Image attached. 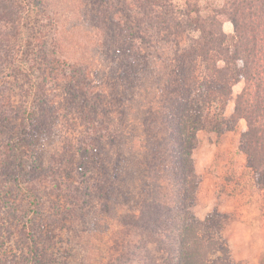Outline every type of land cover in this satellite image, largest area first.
Returning <instances> with one entry per match:
<instances>
[{"label":"rangeland","instance_id":"obj_1","mask_svg":"<svg viewBox=\"0 0 264 264\" xmlns=\"http://www.w3.org/2000/svg\"><path fill=\"white\" fill-rule=\"evenodd\" d=\"M17 1L22 35L13 42L36 67L33 72L11 62L0 71V222L5 223L0 260L18 255L31 241L51 264L162 259L155 243L134 226L145 210L150 217L172 214L171 186L153 172L159 169L156 151H165L158 140L164 132L151 131L146 121L150 107H159L158 73L153 66L140 78L138 70L124 64L121 52L113 51L119 29L128 45L136 43L149 57L151 47L143 44L135 25L123 31L121 23L108 42L105 0H41L37 8L31 0ZM225 1L172 0L175 8L196 4L204 14ZM126 4L123 18L129 19L136 7ZM223 29L234 31L230 21ZM166 47L159 51H168ZM243 86V81L234 86V96ZM234 107L231 100L225 115ZM244 128L241 121L222 134L200 131L193 152L199 186L192 211L201 220L219 214L220 235L233 264H264V189L257 186L240 149ZM24 132L26 168L21 172L10 145ZM110 166L118 169L108 199L104 187ZM23 175L27 183H20Z\"/></svg>","mask_w":264,"mask_h":264},{"label":"trees","instance_id":"obj_2","mask_svg":"<svg viewBox=\"0 0 264 264\" xmlns=\"http://www.w3.org/2000/svg\"><path fill=\"white\" fill-rule=\"evenodd\" d=\"M31 2L36 8L41 5V0ZM126 2L136 7L129 19L123 18ZM105 7L108 42L121 25L125 27L123 31L135 25L152 54L149 57L136 43L128 45L120 29L113 51L121 52L124 64L138 70L140 78L146 71L149 74L153 66L158 73L156 92L160 103L159 107H150L151 117L147 116L146 121L151 131L164 132L158 140L165 151H156L153 158L159 169L153 172L171 186L168 213L172 214L166 218L159 213L150 217L145 210V214L143 211L136 216L137 231L163 254L160 260L150 256L145 264H233L227 242L220 235L219 214L201 220L192 211L199 186L193 152L200 131L212 129L222 134L244 121L240 149L257 186L264 189V0H226L222 7H214L206 14L196 4L175 8L172 0H105ZM22 13L17 0H0V71L14 62L16 67L35 72L33 58L13 42L22 35ZM225 21L233 24L232 34L224 31ZM116 26L118 29L114 30ZM164 46H168V51L160 52ZM63 62L70 63L65 58ZM83 75L87 79V72ZM241 81L244 86L234 96L233 88ZM231 100L234 111L225 115ZM32 128L29 123V130ZM108 132L110 136L112 132ZM27 136L28 132L21 133L10 145L21 172L26 168ZM117 169L110 166L106 172L104 188L108 199L114 194ZM20 178V183H27L24 175ZM3 206L1 202L0 214ZM4 224L0 222V234ZM25 244L18 255L8 257L6 263L0 260V264L52 263L33 241Z\"/></svg>","mask_w":264,"mask_h":264}]
</instances>
